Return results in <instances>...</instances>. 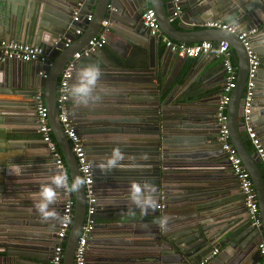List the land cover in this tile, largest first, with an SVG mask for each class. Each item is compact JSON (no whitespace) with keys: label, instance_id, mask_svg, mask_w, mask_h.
Segmentation results:
<instances>
[{"label":"water","instance_id":"water-1","mask_svg":"<svg viewBox=\"0 0 264 264\" xmlns=\"http://www.w3.org/2000/svg\"><path fill=\"white\" fill-rule=\"evenodd\" d=\"M231 1L236 21L249 27L231 24L240 31L254 29L248 36L253 49L259 44L256 39L264 36V0ZM147 3L159 31L168 38L185 43L223 40L234 53L235 86L226 107V122L230 142L253 185L260 219L257 226L251 224L243 195L227 171L216 140L214 112L219 95L191 93L186 101L172 99L178 85L167 89L175 76L174 62L169 61L184 58L166 49L158 55L159 42L140 19ZM176 4L183 11L202 14L197 24L210 17L205 0H0V39L39 45L46 57L43 61H0V264H50L60 219L42 221L34 202L41 186L59 169L35 129L33 96L42 95L51 138L71 183L81 175L57 119L56 84L64 63L73 52L87 47L104 18L110 22L104 48L81 54L69 78L71 86L78 70L88 65H98L102 73L95 91L98 99L86 105L71 99L69 112L83 141L97 195L95 223L86 241V264H197L213 248L217 253L209 264H264L257 249L264 239V177L259 157L245 146L246 123L241 120L248 57L233 33L177 28L168 20ZM76 27L82 28L83 43L78 48L72 44L78 35ZM255 51L263 63L264 48ZM260 67L255 79L264 78ZM261 91L264 86L256 81L253 97ZM263 103L259 98L252 101L255 111L251 107L247 123L260 133L264 116L253 113L264 114L263 106L257 108ZM116 147L124 153V160L110 172H101L97 165ZM133 181H148L157 187L155 211L142 215L131 202ZM58 193L52 207L61 218L64 193L62 189ZM69 196L72 216L60 264H73L85 212L83 186ZM164 218L166 224L161 226L159 221ZM118 251L120 257L115 255Z\"/></svg>","mask_w":264,"mask_h":264},{"label":"built area","instance_id":"built-area-1","mask_svg":"<svg viewBox=\"0 0 264 264\" xmlns=\"http://www.w3.org/2000/svg\"><path fill=\"white\" fill-rule=\"evenodd\" d=\"M175 1L177 0H173V2ZM76 14V12L73 14L74 20L76 19ZM85 19L89 21L91 19V15H85ZM140 19L142 25L147 28L148 34L155 37L167 51L171 52L178 58L195 59L203 54H209L210 52H215L220 58V65L223 73V86L215 104L214 124L217 128L216 140L220 145V149L224 152L228 168L235 177L239 191L243 195V204L246 208L251 224L256 226L259 225L260 219L258 217L257 200L253 185L248 172L246 171L244 165L236 153L235 148L230 142L226 122V107L229 101L230 92L235 86L236 77V65L232 61L231 49L229 48L227 42L220 40L216 43L211 40H201L194 43H185L172 40L159 31L154 11L148 6H145L142 9ZM175 19L179 22V24H184L183 22H185L183 20V10L177 4L173 6V10L168 17L170 22ZM109 24L110 22L108 18L101 20L98 31L87 41V47L83 48L82 51H75L72 53L70 59L64 63L63 68L59 73L55 89V107L61 130L70 144V150L76 160L77 169L81 177H84L90 181L86 182L83 186L85 212L74 246L73 264H86V241L88 234L95 223L94 213L97 195L95 189L92 186V169L85 153L83 141L77 134L76 128L69 118L70 104L69 96L67 95L68 89L70 88L69 78L71 77L72 71L74 69L75 61L81 56V54L86 55L89 52L98 50L104 46L107 39V29ZM190 25L199 28L222 29L229 33L235 34L238 40L241 42V45L243 46L248 57V69L246 72V79L242 92L243 103L241 110V120L246 123L245 137L253 151L259 157L264 172V145L261 143L253 127L247 124L252 107L255 72L260 65V62L255 56L248 40L249 34L253 33L254 29H250L248 31L236 30L235 26L230 22H223L220 20H207L202 24L191 23ZM81 29V27H76L74 32L79 34ZM68 44L69 41L65 39L64 45L67 46ZM5 58L19 61H43L46 57L43 53V48L39 45H33L21 41H8L5 39H0V61ZM33 101L37 123L36 131L39 134L40 139L46 143V148L51 153L55 167L64 171L63 160L54 141L51 138L50 127L47 120V111L42 95L37 92L33 96ZM62 191L64 193V201L61 209V218L58 223L57 231L55 232L56 242L52 250L50 264H60L61 262L63 241L72 216L71 210L73 206V199L69 196L68 191ZM257 249L260 259L264 263V239L258 243ZM216 253L217 249L213 248L208 256L203 257L197 264H209L210 258Z\"/></svg>","mask_w":264,"mask_h":264},{"label":"crops","instance_id":"crops-1","mask_svg":"<svg viewBox=\"0 0 264 264\" xmlns=\"http://www.w3.org/2000/svg\"><path fill=\"white\" fill-rule=\"evenodd\" d=\"M205 1H207L208 3L206 6V9L208 10L206 12H208L207 14H209V16L211 17V18L208 17L209 19L206 20H220L223 22L236 23V25L240 28H245L246 26L249 27L248 23L246 22L238 23V21H236L235 18L236 13L234 12L235 8L232 7L231 0H205ZM146 6L150 7L148 3ZM202 16H203L202 14L200 16H196L194 12L187 10V11H183V20L185 21L183 22L184 24H179V22L176 19L173 20L172 23L179 29H181L180 27L182 26V27H190L191 30H195L198 29L199 27L191 26L190 24L196 23V21L201 20L198 19V17L200 18ZM256 42L259 44L253 46L254 53L256 52L255 49L264 48V36H262L261 38H257ZM82 43H83V39H82V31H81L78 35L74 36L72 40V44L73 46H76L78 48L80 45H82ZM102 48H104V46ZM164 49L165 48L162 46V44L159 43L158 55L163 51L166 52V50ZM260 51H258V54H260L259 53ZM231 58L233 63L236 65V59L232 50H231ZM173 62L175 65V68H173V74L175 76L174 79L168 85L167 89L171 90L174 85H178L175 87V89L172 92L173 93L172 99L175 102L188 100L187 96L188 94L191 93H193L194 95L208 94L211 92L214 93L215 95H219L221 93L223 86V73L220 65V58L217 56L215 52H210L209 54H203L195 59L184 58L183 60H177L175 58H171L169 63H173ZM260 65H261L260 68L262 69L264 62L263 63L260 62ZM171 68L172 66H170V70ZM171 72L172 70L169 73ZM256 81H259L261 85L264 86V78L262 79L254 78V83ZM110 88L111 90L113 88H114L113 90H116L115 87H110ZM130 89L134 90V88L132 89V87H130ZM256 98H259L260 101L264 102V91H261L260 96L254 95L253 100H255ZM69 104L70 107H73L71 98L69 99ZM262 106L264 107V103L260 104V106L258 105L257 108H260ZM252 109L254 112L255 110L253 106ZM251 112L252 110L250 111V113ZM253 114L264 116V114L259 113L257 110ZM252 127L255 130L261 143L263 144L264 131L260 133L259 129L255 128L253 125ZM250 151L253 152V150ZM227 171L230 172L229 168H227ZM100 236H104V235H100ZM115 255L120 257V251H118V253L116 252Z\"/></svg>","mask_w":264,"mask_h":264},{"label":"clouds","instance_id":"clouds-1","mask_svg":"<svg viewBox=\"0 0 264 264\" xmlns=\"http://www.w3.org/2000/svg\"><path fill=\"white\" fill-rule=\"evenodd\" d=\"M102 73L98 65H88L78 70L76 82L70 86L67 95L78 104H88L91 100L98 99L95 91ZM124 153L119 147L112 150L106 160L97 165L103 173L110 172L119 166V162L124 160ZM88 181L84 177L75 176L69 183L66 172L62 169L57 170L50 178L49 182L41 186L39 198L34 202V208L42 221L49 222L59 220V213L53 205L58 202V190L68 192H79L81 186ZM157 187L145 181L143 183L133 181L130 185V200L140 209L142 215H147L149 210L155 211L158 207L156 199ZM167 218L159 221L161 226L166 224Z\"/></svg>","mask_w":264,"mask_h":264},{"label":"trees","instance_id":"trees-1","mask_svg":"<svg viewBox=\"0 0 264 264\" xmlns=\"http://www.w3.org/2000/svg\"><path fill=\"white\" fill-rule=\"evenodd\" d=\"M245 146L247 147V149H248L249 151H250V150H253L252 147L249 145L248 141L245 142ZM259 167H260V171H261V173H262V175H263V177H264V172H263V167H262V165L260 164Z\"/></svg>","mask_w":264,"mask_h":264}]
</instances>
